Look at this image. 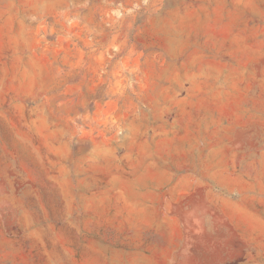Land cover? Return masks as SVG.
Returning a JSON list of instances; mask_svg holds the SVG:
<instances>
[{
  "label": "rangeland",
  "instance_id": "obj_1",
  "mask_svg": "<svg viewBox=\"0 0 264 264\" xmlns=\"http://www.w3.org/2000/svg\"><path fill=\"white\" fill-rule=\"evenodd\" d=\"M0 264H264V0H0Z\"/></svg>",
  "mask_w": 264,
  "mask_h": 264
}]
</instances>
